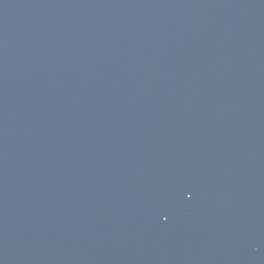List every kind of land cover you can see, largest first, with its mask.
<instances>
[{"label":"water","instance_id":"95a60500","mask_svg":"<svg viewBox=\"0 0 264 264\" xmlns=\"http://www.w3.org/2000/svg\"><path fill=\"white\" fill-rule=\"evenodd\" d=\"M0 264H264V0H0Z\"/></svg>","mask_w":264,"mask_h":264}]
</instances>
